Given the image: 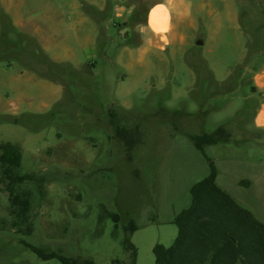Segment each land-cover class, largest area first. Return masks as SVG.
Wrapping results in <instances>:
<instances>
[{"label": "rangeland", "instance_id": "rangeland-1", "mask_svg": "<svg viewBox=\"0 0 264 264\" xmlns=\"http://www.w3.org/2000/svg\"><path fill=\"white\" fill-rule=\"evenodd\" d=\"M17 1L36 28L17 29L1 13L9 45L0 52V144L18 145L20 172L47 181L43 192L19 188L31 192V235L16 233L0 182V264H62L22 241L130 264L127 237L136 264H155V247L178 236L173 219L190 187L209 174L206 157L218 185L264 223V129L254 126L263 99L253 85L264 61L255 53L264 48V0H207L204 10L191 0L195 14L168 45L139 32L155 1L104 0L102 9L77 11L65 0ZM37 28L51 35L47 52ZM220 126L230 141L205 147V157L188 136ZM130 221L138 227L131 236Z\"/></svg>", "mask_w": 264, "mask_h": 264}, {"label": "trees", "instance_id": "trees-1", "mask_svg": "<svg viewBox=\"0 0 264 264\" xmlns=\"http://www.w3.org/2000/svg\"><path fill=\"white\" fill-rule=\"evenodd\" d=\"M8 45L5 38H0V52H4L2 46ZM230 137L223 126L211 134L188 136L204 156L205 147L229 142ZM206 159L209 174L190 187L189 204L173 219L178 236L170 248L161 245L155 247V264H264V223L218 185L217 166L208 157ZM21 165V148L13 143H1L0 182L5 184L9 193L12 226L18 234L31 235V192L20 191L19 188L26 183H33L43 192L47 178L21 173ZM112 218L116 224L120 223L117 214ZM137 229L134 221L124 227L130 236ZM22 243L43 260L57 259L62 264H97L90 258L69 257L61 252H47L25 241ZM124 244L131 253L130 264H136L137 249L130 237L125 239ZM113 263L125 264L119 260Z\"/></svg>", "mask_w": 264, "mask_h": 264}, {"label": "crops", "instance_id": "crops-1", "mask_svg": "<svg viewBox=\"0 0 264 264\" xmlns=\"http://www.w3.org/2000/svg\"><path fill=\"white\" fill-rule=\"evenodd\" d=\"M104 0H65V6L70 10H80L84 4L90 3L95 6L97 9H102L101 4ZM155 1L150 7L147 22L140 25L139 32L143 35L144 40H146L150 45H154L155 41L166 39V44L170 43L172 38L177 35V30L181 21L185 18L193 16L194 13V3L191 0H148ZM207 0H199L200 9L204 10L206 7ZM82 6V7H81ZM85 7V6H84ZM57 13H55V19L59 20L64 17V12H60V8H57ZM62 9V8H61ZM156 13L157 19V28L155 29L152 25V16ZM1 13L7 16V18L12 22L13 26L17 29H23L27 27H34L30 22L26 21L21 15V4L17 0H0V34L2 30L1 24ZM120 17V15H116ZM165 19V25L162 23V20ZM67 26H71L70 23ZM36 36L39 37L44 44L43 49L47 52L45 47L50 40L51 35L41 34V29H35ZM260 47V46H258ZM144 47H137L134 49L141 52L143 55L149 53L143 50ZM255 53H258L264 56V48H258ZM54 60H57L54 58ZM253 85L256 93L260 94L263 102L261 103L255 118L254 126L256 129H264V61L263 66L260 71L255 72L253 76Z\"/></svg>", "mask_w": 264, "mask_h": 264}, {"label": "bare ground", "instance_id": "bare-ground-1", "mask_svg": "<svg viewBox=\"0 0 264 264\" xmlns=\"http://www.w3.org/2000/svg\"><path fill=\"white\" fill-rule=\"evenodd\" d=\"M156 13H157V11H154V14H153V16H152V25H153V27L156 29L157 28V19H156ZM165 19H163L162 20V23L165 25V21H164Z\"/></svg>", "mask_w": 264, "mask_h": 264}, {"label": "water", "instance_id": "water-1", "mask_svg": "<svg viewBox=\"0 0 264 264\" xmlns=\"http://www.w3.org/2000/svg\"><path fill=\"white\" fill-rule=\"evenodd\" d=\"M198 44L202 45V44H203V42H201V41H200Z\"/></svg>", "mask_w": 264, "mask_h": 264}]
</instances>
